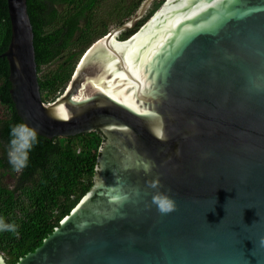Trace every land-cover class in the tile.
I'll list each match as a JSON object with an SVG mask.
<instances>
[{
  "label": "water",
  "instance_id": "water-1",
  "mask_svg": "<svg viewBox=\"0 0 264 264\" xmlns=\"http://www.w3.org/2000/svg\"><path fill=\"white\" fill-rule=\"evenodd\" d=\"M152 1L44 102L27 2L6 0L20 120L48 139L104 135L90 190L15 264H264V0H160L120 38Z\"/></svg>",
  "mask_w": 264,
  "mask_h": 264
},
{
  "label": "trees",
  "instance_id": "trees-1",
  "mask_svg": "<svg viewBox=\"0 0 264 264\" xmlns=\"http://www.w3.org/2000/svg\"><path fill=\"white\" fill-rule=\"evenodd\" d=\"M104 1L26 0L44 102L62 93L86 48L107 34L110 25L128 21L143 2L113 0L104 12ZM161 1L153 0L134 28L123 30L119 37H128ZM9 39L7 4L0 0V55ZM8 73L7 60L0 56V217L17 225L15 232H0V254L15 264L39 246L90 190L104 135L99 130L51 139L39 135L28 166L15 172L6 150L10 125L22 121L10 98Z\"/></svg>",
  "mask_w": 264,
  "mask_h": 264
},
{
  "label": "clouds",
  "instance_id": "clouds-1",
  "mask_svg": "<svg viewBox=\"0 0 264 264\" xmlns=\"http://www.w3.org/2000/svg\"><path fill=\"white\" fill-rule=\"evenodd\" d=\"M9 142L7 145L6 155L8 163L12 169L20 173L29 164L30 152L39 143L38 129L30 126L26 122H19L10 125ZM152 187H157L153 184ZM153 203L161 213H169L175 210V200L164 191H159L153 196ZM17 225L8 223L0 217V232H15ZM264 243V240L261 241Z\"/></svg>",
  "mask_w": 264,
  "mask_h": 264
},
{
  "label": "rangeland",
  "instance_id": "rangeland-1",
  "mask_svg": "<svg viewBox=\"0 0 264 264\" xmlns=\"http://www.w3.org/2000/svg\"><path fill=\"white\" fill-rule=\"evenodd\" d=\"M113 2H114L113 0H105V1L103 2V9H104V12L109 10V8L111 7V4H112ZM115 27H116V26H114V25H110L108 30L111 31V30L114 29Z\"/></svg>",
  "mask_w": 264,
  "mask_h": 264
},
{
  "label": "snow or ice",
  "instance_id": "snow-or-ice-1",
  "mask_svg": "<svg viewBox=\"0 0 264 264\" xmlns=\"http://www.w3.org/2000/svg\"><path fill=\"white\" fill-rule=\"evenodd\" d=\"M64 118L66 119L67 117L65 116Z\"/></svg>",
  "mask_w": 264,
  "mask_h": 264
},
{
  "label": "bare ground",
  "instance_id": "bare-ground-1",
  "mask_svg": "<svg viewBox=\"0 0 264 264\" xmlns=\"http://www.w3.org/2000/svg\"><path fill=\"white\" fill-rule=\"evenodd\" d=\"M101 41H102V40H101ZM101 41H100V42H101ZM100 42H99V43H100Z\"/></svg>",
  "mask_w": 264,
  "mask_h": 264
}]
</instances>
